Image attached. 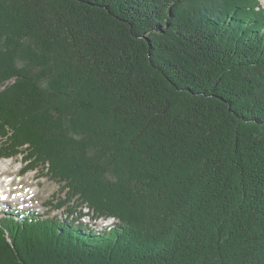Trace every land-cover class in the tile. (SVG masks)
<instances>
[{"label":"trees","instance_id":"16d2710c","mask_svg":"<svg viewBox=\"0 0 264 264\" xmlns=\"http://www.w3.org/2000/svg\"><path fill=\"white\" fill-rule=\"evenodd\" d=\"M0 158V264H264L261 0H0Z\"/></svg>","mask_w":264,"mask_h":264},{"label":"rangeland","instance_id":"374dc122","mask_svg":"<svg viewBox=\"0 0 264 264\" xmlns=\"http://www.w3.org/2000/svg\"><path fill=\"white\" fill-rule=\"evenodd\" d=\"M262 7L264 8V0H261ZM4 89V88H3ZM2 89V90H3ZM44 146L43 144L40 145V147ZM6 159H0V166L2 163H4ZM21 158L19 159H11V165L8 167V171L0 170V181L2 180H8L13 179L15 180V187L13 188L15 192L13 191L11 194L8 192V196L1 195V199L5 201L0 200V214L4 210H21V211H31L36 213H47V212H53L54 214L62 215L63 210L61 211H55L53 205H49V202L53 201L55 204L58 203V200L62 197L61 193L59 192V186L55 183L51 182L48 178L43 177L38 172H30L25 175H20L19 177H16V173L20 170V168L23 167L21 164ZM2 167H0L1 169ZM3 175H7L4 179H1ZM4 187L6 188L7 185L4 184ZM21 187V188H20ZM20 188V189H17ZM21 190V191H20ZM30 191L28 193V197L24 200H21L20 198H14V196H17L16 194L23 193L25 191ZM35 192L36 196L33 197V193ZM33 198V199H32ZM88 221V219H85ZM97 229L100 230L101 227L106 226V223L104 221L98 222Z\"/></svg>","mask_w":264,"mask_h":264},{"label":"bare ground","instance_id":"6f19581e","mask_svg":"<svg viewBox=\"0 0 264 264\" xmlns=\"http://www.w3.org/2000/svg\"><path fill=\"white\" fill-rule=\"evenodd\" d=\"M9 165H11V162H10V160H6L4 163H2L1 164V166L0 167H2L0 170H3V171H8V167H9ZM4 176V175H3ZM2 176V177H3ZM2 177H1V179H2ZM3 181H5V180H3ZM7 182H10L11 180L10 179H8V180H6ZM6 182V183H7ZM9 187H6V189H7V192H4V190L3 189H0V197H1V195H3V196H5V200H6V197L8 196V191H9V189H8ZM21 188V187H20ZM20 188H17V189H20ZM28 193H30V191L28 190V191H25L24 193H23V195L21 194V193H18V194H16L17 196H14V198L16 199L17 197L18 198H20L21 200H24V199H26L27 197H28ZM11 194V193H10ZM36 196V194H35V192L33 193V197H35ZM33 199V198H32Z\"/></svg>","mask_w":264,"mask_h":264}]
</instances>
